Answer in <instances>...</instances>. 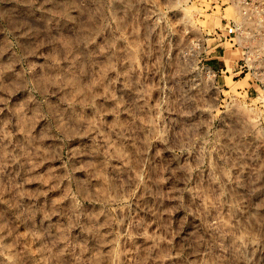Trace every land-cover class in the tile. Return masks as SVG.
I'll return each instance as SVG.
<instances>
[{
	"label": "rangeland",
	"instance_id": "1",
	"mask_svg": "<svg viewBox=\"0 0 264 264\" xmlns=\"http://www.w3.org/2000/svg\"><path fill=\"white\" fill-rule=\"evenodd\" d=\"M240 1L0 0V264H264V85L192 48Z\"/></svg>",
	"mask_w": 264,
	"mask_h": 264
},
{
	"label": "built area",
	"instance_id": "2",
	"mask_svg": "<svg viewBox=\"0 0 264 264\" xmlns=\"http://www.w3.org/2000/svg\"><path fill=\"white\" fill-rule=\"evenodd\" d=\"M192 48L196 65L214 79L229 75L252 87L264 85V0H241L237 19L225 20L213 33L194 39ZM227 49L237 53L232 72L212 65L225 61Z\"/></svg>",
	"mask_w": 264,
	"mask_h": 264
}]
</instances>
